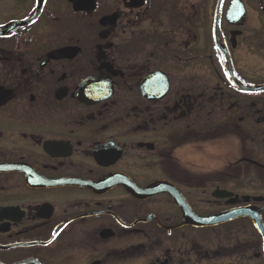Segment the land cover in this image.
Masks as SVG:
<instances>
[{"label": "flooded vegetation", "instance_id": "flooded-vegetation-1", "mask_svg": "<svg viewBox=\"0 0 264 264\" xmlns=\"http://www.w3.org/2000/svg\"><path fill=\"white\" fill-rule=\"evenodd\" d=\"M207 1L0 0V264H264V0Z\"/></svg>", "mask_w": 264, "mask_h": 264}, {"label": "water", "instance_id": "water-1", "mask_svg": "<svg viewBox=\"0 0 264 264\" xmlns=\"http://www.w3.org/2000/svg\"><path fill=\"white\" fill-rule=\"evenodd\" d=\"M219 10H220V3H219V6H218V9H217V12L216 13H219ZM228 13H244V9H243V6L240 5L237 1L236 3L233 2L231 4V7L228 11ZM224 218H226V216H222V217H213V218H207V219H201V220H197V225H210V224H214V223H217V222H220V220H223Z\"/></svg>", "mask_w": 264, "mask_h": 264}, {"label": "rangeland", "instance_id": "rangeland-1", "mask_svg": "<svg viewBox=\"0 0 264 264\" xmlns=\"http://www.w3.org/2000/svg\"><path fill=\"white\" fill-rule=\"evenodd\" d=\"M208 2H211V0H208V1H207V3H208ZM207 10H209V7H208V9H207ZM208 13H210V11H209Z\"/></svg>", "mask_w": 264, "mask_h": 264}]
</instances>
